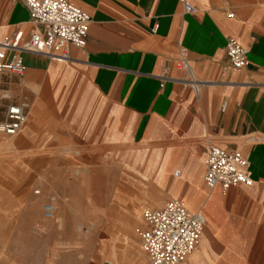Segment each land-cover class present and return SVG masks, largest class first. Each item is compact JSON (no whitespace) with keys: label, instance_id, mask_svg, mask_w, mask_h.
Returning a JSON list of instances; mask_svg holds the SVG:
<instances>
[{"label":"crops","instance_id":"crops-1","mask_svg":"<svg viewBox=\"0 0 264 264\" xmlns=\"http://www.w3.org/2000/svg\"><path fill=\"white\" fill-rule=\"evenodd\" d=\"M68 1L91 18L84 47L70 46L68 51L71 61L81 65L94 84L92 90L102 102L97 115L108 109L105 115L113 118L112 125L106 127L107 142L117 139L122 117L128 119L133 139L138 123L143 122L139 131L152 137L157 133V124L170 120L181 128L185 143H191L190 137H210L208 145L212 142L228 152L238 151L249 162L253 185L246 187L248 190L222 192L216 188L209 192L205 188L199 198L193 186L184 200L170 197L160 206L177 199L189 211H200L205 218L209 245L216 247L214 252H195L203 240V230L188 264H264V257L255 263L249 256L245 259L250 263H245L243 245L256 241L245 242V233L239 231V238H235L230 232L231 228L264 229V0H191L196 9L193 15L182 14L177 0ZM31 28L28 11L20 0H0V41L16 29L28 35ZM228 38L235 39L248 52L247 66L236 73L229 70L225 56ZM180 49L187 52L190 75L175 67ZM26 54L29 53L22 54V58L24 55L32 61L25 66L26 83L45 72L54 78L61 73L59 63L64 62ZM188 76L198 84L187 83ZM8 78L11 77L2 80L4 87ZM223 103L226 107L222 111ZM32 112L38 116L32 115L35 120L31 133L41 121L40 109ZM50 114L49 124L56 136L48 140L52 144L58 138L59 115L55 111ZM182 119L188 122L182 123ZM250 137L254 140H247ZM206 154L207 148L202 181ZM176 162L170 164L178 165ZM167 164L168 161L162 163L161 178L168 170ZM146 209L155 208L142 210L136 228L142 226ZM251 211L253 216L247 217V222L252 220L257 225H229L228 218L236 221L239 214ZM235 212L239 214L232 216ZM137 242L139 245L138 239ZM257 243L264 246V235ZM140 252L145 260L141 249Z\"/></svg>","mask_w":264,"mask_h":264},{"label":"rangeland","instance_id":"rangeland-1","mask_svg":"<svg viewBox=\"0 0 264 264\" xmlns=\"http://www.w3.org/2000/svg\"><path fill=\"white\" fill-rule=\"evenodd\" d=\"M23 63L32 61L23 55ZM59 64L62 70L55 78L45 72L30 83L26 73L21 81L6 80L9 94L26 98L30 109L17 136L0 134V264H145L135 235L142 210L160 207L170 197L184 200L193 186L199 198L206 192L202 161L210 137H190L191 143H185L181 128L167 120L157 124L153 138L140 132L143 122L138 123L133 139L130 123L122 117L117 139L107 142L106 127L113 118L105 115L108 109L97 115L102 102L86 70L73 61ZM36 108L41 121L31 133ZM52 111L59 115L60 130L56 127L58 138L49 144L56 137L49 124ZM174 160L178 165L170 164ZM165 161L168 170L161 178ZM52 197L54 210L46 219L43 206ZM239 216L228 218L229 225H257L247 222L252 211ZM230 230L235 238L241 231L245 242L256 241L243 245V256L260 262L264 246L257 241L264 229ZM210 240L206 223L195 252H214Z\"/></svg>","mask_w":264,"mask_h":264},{"label":"built area","instance_id":"built-area-1","mask_svg":"<svg viewBox=\"0 0 264 264\" xmlns=\"http://www.w3.org/2000/svg\"><path fill=\"white\" fill-rule=\"evenodd\" d=\"M20 1L28 11L31 31L25 35L22 29H16L8 38L0 41V134L7 137H14L21 131L30 102L26 98L15 99L10 95L3 86V78H24V53L41 55L56 62L71 61L68 47H84L91 22L87 12L68 0ZM177 1L182 14H195L191 0ZM247 55V50L235 39L226 40L225 56L230 71L244 69L248 64ZM175 67L190 75L185 49L179 50ZM187 82L192 84L195 81L191 79ZM225 107L223 103L221 110ZM204 167L203 181L209 192L216 188L225 192L231 187L253 185L249 162L238 151L228 152L211 143L207 146ZM178 174L176 171L174 175ZM53 210L52 197L43 206L44 218H51ZM204 227L205 218L200 211L191 212L182 201L171 199L160 208L144 210L142 226L135 229V235L146 264H183L198 245Z\"/></svg>","mask_w":264,"mask_h":264},{"label":"bare ground","instance_id":"bare-ground-1","mask_svg":"<svg viewBox=\"0 0 264 264\" xmlns=\"http://www.w3.org/2000/svg\"><path fill=\"white\" fill-rule=\"evenodd\" d=\"M193 85H194V84H193ZM194 87H195V86H194ZM26 121H27V120H26ZM26 121H25V122H26ZM24 124H25V123H24ZM27 124H28V123H27ZM23 126H24V125H23ZM22 128H23V127H22ZM21 130H22V129H21ZM28 130H29V127H28ZM19 133H20V132H19ZM19 133H18V134H19ZM18 134H17V135H18ZM17 135H16V136H17ZM14 137H15V136H14Z\"/></svg>","mask_w":264,"mask_h":264}]
</instances>
